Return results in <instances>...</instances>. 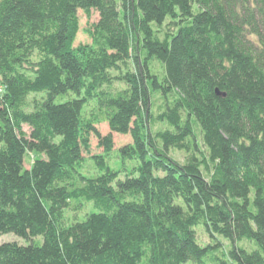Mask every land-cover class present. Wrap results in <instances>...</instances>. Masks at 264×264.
<instances>
[{
	"label": "trees",
	"instance_id": "16d2710c",
	"mask_svg": "<svg viewBox=\"0 0 264 264\" xmlns=\"http://www.w3.org/2000/svg\"><path fill=\"white\" fill-rule=\"evenodd\" d=\"M6 234L0 264H264V0H0Z\"/></svg>",
	"mask_w": 264,
	"mask_h": 264
},
{
	"label": "rangeland",
	"instance_id": "374dc122",
	"mask_svg": "<svg viewBox=\"0 0 264 264\" xmlns=\"http://www.w3.org/2000/svg\"><path fill=\"white\" fill-rule=\"evenodd\" d=\"M78 16H79V31L76 37V41H75V46H77L78 44H85L88 43L90 41L89 36L87 35L86 29L88 28V26L91 23H95L98 21L99 19V14L96 10H92L91 13V17H87L82 11L78 12ZM159 65L155 64V69L159 70ZM122 70L119 72L120 75H122V73L132 70L133 69V65L128 61L127 64L125 66H122L121 68ZM118 87H121L123 84L122 83H115ZM62 99L58 98L57 101H61ZM96 128L98 130V132L104 136L107 135L109 133V128L108 125L106 123H100L96 125ZM25 130H28L27 127H24ZM113 137V141H114V146L113 149L114 151H112L111 155L107 158L109 164L111 165L112 168H125V167H121L122 166V161L121 159L118 157V152L116 153V151L126 145V144H130L132 142V138L130 135H120V134H112ZM91 145H90V152L89 153H85V164H84V172H87L90 176H94L97 173L95 172L94 169V164L93 161L89 160V158L92 155H98L101 154L103 152V148L98 146V140L97 138L92 135L91 136V141H90ZM169 154L171 156H173L175 159H177L180 162L184 161V156H185V152L183 151H178V150H169ZM128 169H130L129 166L132 165V163H126ZM28 166V164H26V167ZM95 211V209L93 208L91 203H86L84 204L83 208L81 210L78 211H69L66 210L65 212V220L67 222V224H70L74 221H83L86 217L87 214H89L90 212ZM196 235H197V239L201 244H207L209 243L211 240L207 237V235L205 234L203 228L201 227H197L196 228ZM221 239V238H220ZM41 240V238H40ZM11 241H17L19 243H24L25 241L22 239H18L16 238L14 235L12 234H6V235H2L0 236V242H11ZM222 242L225 243V245L227 246V242L224 241L223 239L221 240ZM246 247H251V245L248 242H245L244 244Z\"/></svg>",
	"mask_w": 264,
	"mask_h": 264
},
{
	"label": "water",
	"instance_id": "95a60500",
	"mask_svg": "<svg viewBox=\"0 0 264 264\" xmlns=\"http://www.w3.org/2000/svg\"><path fill=\"white\" fill-rule=\"evenodd\" d=\"M219 94V93H218ZM222 96H224V94H222Z\"/></svg>",
	"mask_w": 264,
	"mask_h": 264
}]
</instances>
